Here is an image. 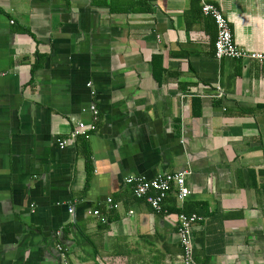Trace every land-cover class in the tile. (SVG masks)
Listing matches in <instances>:
<instances>
[{
	"label": "crops",
	"instance_id": "0c3cea01",
	"mask_svg": "<svg viewBox=\"0 0 264 264\" xmlns=\"http://www.w3.org/2000/svg\"><path fill=\"white\" fill-rule=\"evenodd\" d=\"M203 1L264 55V0H0V264H182L187 203L197 262L264 264V61ZM185 169L168 214L126 181Z\"/></svg>",
	"mask_w": 264,
	"mask_h": 264
},
{
	"label": "built area",
	"instance_id": "2783aa9c",
	"mask_svg": "<svg viewBox=\"0 0 264 264\" xmlns=\"http://www.w3.org/2000/svg\"><path fill=\"white\" fill-rule=\"evenodd\" d=\"M202 12L205 15L211 16L218 29V35L215 43L216 58L230 59H258L264 61V55L261 53L250 52L239 46L233 38V33L229 22L221 9L215 4L206 1L202 2ZM219 96L223 95L221 88H218ZM89 110L93 115V120L99 116V109L93 103ZM93 122L79 121L73 128L70 138H59L60 147H66L69 143L75 142L80 136L87 135L91 130H94ZM191 173L190 169L176 172H159L153 177L143 175L129 176L126 181L131 184L134 189V195L137 199L145 200L155 211L168 214L165 208V201L171 192L176 193L181 206L190 197L191 190L187 184V176ZM108 202H112L109 198ZM73 208L70 209L73 212ZM98 214V211L95 212ZM133 213V211H131ZM203 216L196 212L186 213L180 211L176 216L178 232L180 234L181 245L183 247L182 264H201L195 259V243H194V227L203 220ZM60 233V232H58ZM61 252H64L62 246H58ZM65 253H63L64 255Z\"/></svg>",
	"mask_w": 264,
	"mask_h": 264
},
{
	"label": "trees",
	"instance_id": "16d2710c",
	"mask_svg": "<svg viewBox=\"0 0 264 264\" xmlns=\"http://www.w3.org/2000/svg\"><path fill=\"white\" fill-rule=\"evenodd\" d=\"M150 1H152V0H150ZM188 205H186L185 206V208H184V210H185V212L186 213H192V209H191V207H190V203H187ZM180 212V211H179Z\"/></svg>",
	"mask_w": 264,
	"mask_h": 264
}]
</instances>
